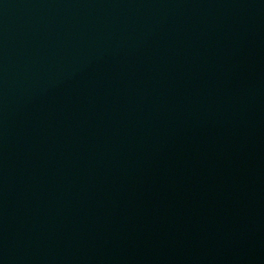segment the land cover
<instances>
[{"label":"water","instance_id":"obj_1","mask_svg":"<svg viewBox=\"0 0 264 264\" xmlns=\"http://www.w3.org/2000/svg\"><path fill=\"white\" fill-rule=\"evenodd\" d=\"M0 264H264V0H0Z\"/></svg>","mask_w":264,"mask_h":264}]
</instances>
